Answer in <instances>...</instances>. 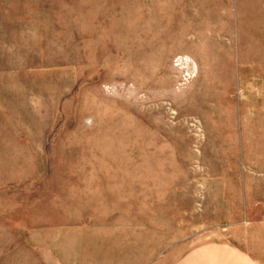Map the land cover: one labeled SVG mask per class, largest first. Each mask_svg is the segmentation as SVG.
<instances>
[{"label":"rangeland","instance_id":"1","mask_svg":"<svg viewBox=\"0 0 264 264\" xmlns=\"http://www.w3.org/2000/svg\"><path fill=\"white\" fill-rule=\"evenodd\" d=\"M0 264H264V0H0Z\"/></svg>","mask_w":264,"mask_h":264}]
</instances>
